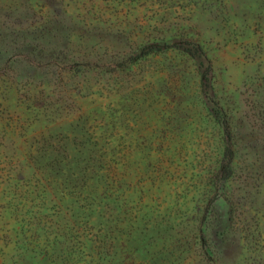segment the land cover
<instances>
[{
  "label": "rangeland",
  "instance_id": "obj_1",
  "mask_svg": "<svg viewBox=\"0 0 264 264\" xmlns=\"http://www.w3.org/2000/svg\"><path fill=\"white\" fill-rule=\"evenodd\" d=\"M0 264H264V0H0Z\"/></svg>",
  "mask_w": 264,
  "mask_h": 264
}]
</instances>
